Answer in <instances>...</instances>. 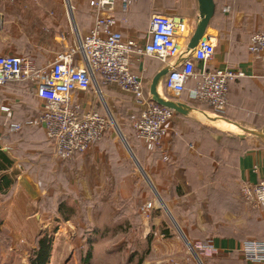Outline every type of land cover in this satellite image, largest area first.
<instances>
[{"label": "crops", "instance_id": "crops-1", "mask_svg": "<svg viewBox=\"0 0 264 264\" xmlns=\"http://www.w3.org/2000/svg\"><path fill=\"white\" fill-rule=\"evenodd\" d=\"M47 1L0 0V54L22 55L9 51L34 48L38 50L32 54L37 64H50L59 52L76 43V30L85 34L93 27L95 16L89 0H71L77 8L74 20L65 0L64 3L63 0H54L53 10L46 7ZM214 2L215 13L208 32L217 37V45L215 56L207 67H232L245 72V76L229 85L225 114L211 116L214 113L209 110L211 107L207 108L209 105L194 99L192 89L196 81L191 80L180 94L166 89L173 100L191 109L187 113H175L161 147L148 150L141 140L133 136V126H125L126 134L132 137L133 144L130 140L128 142L133 153L141 162L143 158L148 164L149 169L146 168L150 178L147 176L146 188L130 165L129 158H133L130 151L129 154L123 152L127 145L119 141L123 142L121 137L110 132L86 151L76 153L62 163L78 174L85 173L78 176L77 181L84 186L82 192L87 209L97 213L100 224L115 216L135 228L143 205L152 202L149 216L141 214L143 225L147 226L143 240L148 238L151 226L166 223V227L171 229L166 217L169 212L186 241L213 243L217 252L203 257L210 264H264V261L246 259L241 252L244 240H264V207L240 205L239 200L244 182L255 183L264 179V137L247 131L264 133V62L255 58L248 49L250 37L264 28V0ZM153 13L180 19L190 25L192 32L202 15L199 0H132L126 11L120 5L118 7V29L125 37L143 44ZM31 28L34 30L32 36L27 32ZM188 42L187 39L182 41L183 49L187 48ZM204 66L198 62L197 70ZM163 68V61L151 55L136 56L131 65L134 73L141 77L142 73H149L152 79ZM159 82L157 88L160 92ZM150 85L148 90L145 87L144 90L151 98ZM108 86L103 92L107 100L113 101L115 89ZM87 92L89 90L79 92L77 100L86 108L104 112L97 107L93 95H87ZM42 109L43 100L37 96L30 81H14L0 86V136L8 138L13 135V141L0 147L10 160L9 163L4 161L0 169L4 172L0 175V192L8 193L1 205H8L7 212L12 215H23L22 220L30 227L35 226V230L44 225L42 215L36 212L37 209L41 211L38 205H46L48 196L53 194L45 179H52L59 170L55 161L40 160L44 156L38 148H46L43 147L44 128L26 124ZM13 123H24V126L10 132ZM220 128L224 130L222 133L225 130L230 132L224 135L226 138H222ZM7 145L13 150L30 145L34 148L28 149L27 154L35 153L34 158L37 159L29 160L32 165L24 164L27 158L14 159L9 155L11 150L6 148ZM42 167L47 171H40ZM62 202L75 205L73 198L70 203L59 200L56 205ZM112 202L114 205H108ZM136 218L138 220L134 221ZM170 229L164 231L170 233ZM164 231H161V236L169 235ZM30 234L29 231L21 238L26 239Z\"/></svg>", "mask_w": 264, "mask_h": 264}, {"label": "built area", "instance_id": "built-area-1", "mask_svg": "<svg viewBox=\"0 0 264 264\" xmlns=\"http://www.w3.org/2000/svg\"><path fill=\"white\" fill-rule=\"evenodd\" d=\"M131 1L89 0L95 16L93 27L85 34L76 30V43L59 52L50 64L38 65L27 55L0 54V86L14 81L33 84L37 96L43 100V109L26 124L44 128L59 159H69L86 151L100 141L113 124L110 114L93 107L86 108L77 100L79 92H85L93 85L100 93L101 85L114 84L130 94L139 109V115L133 117L132 122L137 138L150 151L162 146L168 124L176 112L146 95L143 78L131 69L136 56L151 55L163 61L164 67L168 68L164 81L166 89L175 94L185 91L187 83L195 80L194 99L206 103L220 116L228 103L230 82L245 76L239 68L207 67L215 56L217 45V37L209 32L193 50L186 52L182 41L190 40L192 28L167 14L151 15L143 44L125 37L118 29L117 11L119 5L126 11ZM248 49L264 62V28L250 37ZM198 62L205 65L200 70H197ZM10 126L12 132L20 130L24 123ZM6 148L11 147L7 145ZM241 195L248 203L264 207V179L244 182ZM152 207V202L146 203L143 213L147 215ZM190 247L199 260L217 252L211 241L190 243ZM241 252L250 261L263 262L264 240H244Z\"/></svg>", "mask_w": 264, "mask_h": 264}, {"label": "rangeland", "instance_id": "rangeland-1", "mask_svg": "<svg viewBox=\"0 0 264 264\" xmlns=\"http://www.w3.org/2000/svg\"><path fill=\"white\" fill-rule=\"evenodd\" d=\"M65 1L68 5L67 9L70 11V15L74 20L77 8L71 0ZM55 3L54 0H48L45 2V4H47L46 7L50 10L54 9ZM27 32L31 33V36L34 35V30L32 28L28 29ZM9 52L19 53L34 58L33 55L38 52V50L33 48L26 51ZM142 77L144 80V87L148 90L152 77L149 73H142ZM164 81L165 77L163 76L160 78L159 82L160 94L172 99L171 96L168 95L169 93L165 88ZM107 86L115 89L113 90V101L110 99L107 100L105 97L103 91ZM100 88L103 95L98 92L97 87L94 85L86 94L93 95L97 107L113 117L115 122H113L108 132L121 137L119 133L121 131L125 140L127 142L130 140V143L133 144L132 137H130L129 134H126L127 132L125 130V126L132 125L133 117H137L139 114V109L135 107L132 96L123 92L114 84L101 85ZM204 106L207 107L206 105ZM209 110L212 113L214 112L211 108ZM210 115L213 117H216V115L219 116L217 113H215V115L214 113ZM204 119L209 122L207 118ZM222 131L224 130H221L222 136L230 133L227 130L223 133ZM235 131L241 130L236 129ZM134 135L137 138L135 130L133 129V136ZM46 137H44L45 142L43 143V147L46 148H38L41 151L40 153L44 156L40 157V160L43 161L46 159L47 161H55L59 170L52 179L50 177L45 179L46 186H49L53 194L48 196L46 205H38V208H40L41 211H39V209L36 211L40 216L42 215L44 225H41V227L35 230V226L30 227V225L23 221V215H12L8 213V205H1L8 196L6 195L8 193L4 194L0 192V264H30L31 251L36 245L38 233L42 230H47L54 235L55 241L53 240L52 246L53 254L51 253L49 264H210V261L207 258L199 260L196 257L190 247V242L186 241L181 235L176 220L171 213L169 214V212L166 214V217L171 229L166 227V223L163 225L151 226V229L147 232L148 238H145V240L142 239V235L146 232L145 230H147V226L143 225L141 214L143 217H148L149 214L146 215L143 213L144 205L141 209L140 220L137 218L133 219L134 221L138 220L135 221L138 225L135 226V228H132V225L125 224L122 220H117L115 216L110 220L108 219L107 222L103 221L100 224L97 213L89 212L87 209V201L84 200L85 198L83 199L84 195L82 192L84 186L80 185L77 181V179L80 176H84L85 173L78 174V171L71 170L66 164L63 165L66 160H61L56 157L53 145L50 141H47ZM226 137L227 136H224L222 138ZM121 139L123 142L120 139L119 141L124 143V139L122 137ZM10 141H13V135L8 138L0 136V147L4 144H8V142L10 143ZM226 142L229 143V141ZM33 148L34 147H31L30 145H25L19 146L13 150L11 147L9 149L11 150L9 155L14 157V159L16 157L27 158V161L23 163L32 165V161L30 163L29 160L37 158H34L36 157L35 153L27 154V150H32ZM130 148L132 152H134L131 146ZM128 150V147H126L123 149V152L129 154ZM134 155L137 161L133 158H129L131 159L130 165L133 171L138 175V179H142L144 183L143 187L146 188L147 184L145 182L148 180L147 176L149 177L146 168L148 167V164L143 158L141 159L140 157L142 160L141 162L135 153ZM4 161L5 160L1 155L0 165H4ZM45 164L44 161V165ZM45 170L47 171V168H40V171L44 172ZM1 174H4V172L0 171V175ZM72 198L75 199V205H65L73 209L72 214L65 211V214L70 215V219L66 220L64 219L63 214L57 211L59 205L56 204L59 200H65L70 203ZM239 200L241 203L240 205H252L243 199L241 195ZM95 203H98V200H96ZM108 205H114V203H108ZM35 207L37 208V205ZM164 229H170L171 232H165ZM29 231L31 233L30 237L22 239L21 236L23 234L27 235ZM161 231H164L165 234L169 233V235L165 236L163 234L161 236ZM191 243L195 244V242ZM90 250V258L86 261V255Z\"/></svg>", "mask_w": 264, "mask_h": 264}, {"label": "water", "instance_id": "water-1", "mask_svg": "<svg viewBox=\"0 0 264 264\" xmlns=\"http://www.w3.org/2000/svg\"><path fill=\"white\" fill-rule=\"evenodd\" d=\"M199 2H200V6H201L202 15H201V18H200L199 22L197 23L193 33H192V36H191L189 42H188L186 52H190L191 50H193L196 47V45L198 44L199 40L201 38H204V34L206 32H208V26H209L210 21H211L213 15L215 13V2H214V0H199ZM179 21H180V19H179ZM167 72H168V68L164 67L161 71H159L153 77L151 85H150L151 99L156 103H159L161 105H165V106H168V107L174 109L175 112L187 113L191 109L190 106L185 105L181 102L175 101L173 99H170L166 96H163L158 91V88H157L158 82L162 76L166 75ZM244 130L246 131L247 129L244 128ZM247 131L264 137V133H261L258 131H251V130H247ZM119 133H120L121 137L124 139V142L127 145L131 155L133 156L135 161H137L134 153L132 152V150L128 144V142L125 140L124 135L122 134L121 131ZM138 165L141 168L139 163H138ZM181 234L183 236H185L182 231H181Z\"/></svg>", "mask_w": 264, "mask_h": 264}, {"label": "trees", "instance_id": "trees-1", "mask_svg": "<svg viewBox=\"0 0 264 264\" xmlns=\"http://www.w3.org/2000/svg\"><path fill=\"white\" fill-rule=\"evenodd\" d=\"M225 112H226V108L221 114L224 115ZM1 155L3 156V159L9 163V161H10L9 158L5 157L2 153V151L0 150V156ZM1 166L2 165H0V169L2 168ZM57 211L59 213H62L64 219H66V220L70 219V215L65 214V211H68L71 214L73 213V209L71 207L65 206V203H63V202L60 203ZM53 240H54L53 233H50L47 230H42L38 233V236L36 239V245L31 251L30 264H49L52 246H53ZM90 255H91V250L88 251V253L86 255V258H85L86 261H87V259L90 258Z\"/></svg>", "mask_w": 264, "mask_h": 264}, {"label": "bare ground", "instance_id": "bare-ground-1", "mask_svg": "<svg viewBox=\"0 0 264 264\" xmlns=\"http://www.w3.org/2000/svg\"><path fill=\"white\" fill-rule=\"evenodd\" d=\"M99 93H100V92H99ZM100 94L103 95L102 93H100ZM112 118H113V117H112ZM113 122H115L114 119H113Z\"/></svg>", "mask_w": 264, "mask_h": 264}]
</instances>
